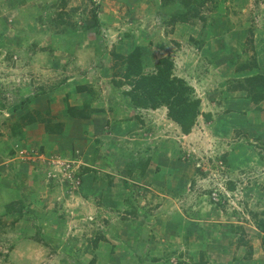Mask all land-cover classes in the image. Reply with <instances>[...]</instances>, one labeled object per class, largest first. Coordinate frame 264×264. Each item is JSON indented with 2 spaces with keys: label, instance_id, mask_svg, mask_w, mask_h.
<instances>
[{
  "label": "rangeland",
  "instance_id": "rangeland-1",
  "mask_svg": "<svg viewBox=\"0 0 264 264\" xmlns=\"http://www.w3.org/2000/svg\"><path fill=\"white\" fill-rule=\"evenodd\" d=\"M182 1L0 0V264H207L200 247L214 240L256 258L264 99L237 88L264 75V0ZM134 47L144 73L169 56L208 119L185 136L164 108L133 111L112 82ZM82 86L101 151L34 155L12 133L13 106L65 103Z\"/></svg>",
  "mask_w": 264,
  "mask_h": 264
},
{
  "label": "trees",
  "instance_id": "trees-1",
  "mask_svg": "<svg viewBox=\"0 0 264 264\" xmlns=\"http://www.w3.org/2000/svg\"><path fill=\"white\" fill-rule=\"evenodd\" d=\"M182 2L183 6H185L186 0ZM169 18L171 25L173 23L182 24L187 21L184 12L170 15ZM97 22L96 16H93L90 27L95 28V32H98ZM120 59L123 66L118 75L119 80L117 82L113 81L112 84L113 87L117 88L121 86L128 87L121 94L127 99L133 111H154L158 108H164L166 119L172 122L182 135H188L190 133L197 117L200 116L208 119V115L200 112V100L193 95L192 88L183 79L173 75V61L169 56L158 58L153 65V70L149 73L143 72L144 67L141 62V52L138 47L132 48L124 56L120 57ZM253 67L256 68L255 65ZM255 70L254 74L246 76L242 83H238L237 89L245 91L249 96V98L246 96L248 98L247 102L257 107L264 99V75L258 69ZM87 91L84 86L75 89L76 93L86 92L88 94ZM20 106H13L12 110H9L10 113H13ZM92 111L93 109L91 110L87 104L80 105V107H71L65 104L62 114L70 118L87 119L89 118V112L91 113ZM262 111L264 112V109ZM20 120L22 123V119ZM12 133L21 134L20 127H15L14 130L12 129ZM70 153H72L71 150ZM60 155L63 157V153ZM148 162V159L145 160L144 164L140 167L141 171H144ZM123 188H126L125 183ZM255 229L262 235L260 238V247L264 254V219L255 222Z\"/></svg>",
  "mask_w": 264,
  "mask_h": 264
},
{
  "label": "crops",
  "instance_id": "crops-1",
  "mask_svg": "<svg viewBox=\"0 0 264 264\" xmlns=\"http://www.w3.org/2000/svg\"><path fill=\"white\" fill-rule=\"evenodd\" d=\"M79 94L80 93L74 92V94L65 96V103L56 100V97H53V101L51 102H49L50 97H35L18 108L19 111H15V113H18L17 115L14 113L10 114L13 120L19 118L17 124H20L21 136H24L29 140L31 148L38 149L37 151H33L34 155L40 153L39 155L41 156H49V154H53L54 151H56L57 154H62L65 150H71V152L78 150L80 153L91 151L92 154L94 151H101V148H95V146L91 144L92 139H97V136H95V130L97 129L96 120L99 118L98 116L93 114L92 116L90 115L88 119H77L62 114L65 104H68V106L71 107L77 105L80 106V104L85 101V96L83 95L84 98H79ZM20 119H22V123ZM96 143H100V141H96ZM88 165L89 164L87 163L85 164L86 167H89ZM86 170L87 168H82L84 176H86ZM25 172H30L27 171V167ZM1 186H5V184L1 185L0 183V187ZM213 231H216L218 236H220L221 233H225L224 231L222 232L219 227ZM226 233L228 234V232ZM215 243V240L213 242L202 241V248L200 247V249L204 254L207 264H264V254L259 244L257 246L259 252H257L256 258L254 257V253L252 254V250L249 253H243L242 248H248V244V247H237V250L235 251L237 255L236 258L234 256L235 252L233 246L232 248L229 246L227 251L224 246L220 248L217 247ZM191 257H194L192 260L196 262L197 256L191 254Z\"/></svg>",
  "mask_w": 264,
  "mask_h": 264
},
{
  "label": "built area",
  "instance_id": "built-area-1",
  "mask_svg": "<svg viewBox=\"0 0 264 264\" xmlns=\"http://www.w3.org/2000/svg\"><path fill=\"white\" fill-rule=\"evenodd\" d=\"M65 162V161H64ZM67 163H73L72 161L71 162H67ZM63 166H64V164H63ZM66 168H63V172H65V175H66V177H70V175L72 176V177H74L75 176V174L76 173H74V171H70V170H68L69 169V165H66L65 166ZM77 179V178H76ZM78 180V179H77Z\"/></svg>",
  "mask_w": 264,
  "mask_h": 264
}]
</instances>
